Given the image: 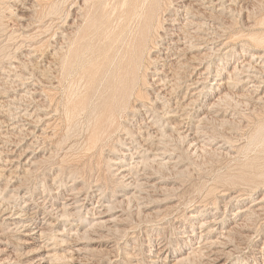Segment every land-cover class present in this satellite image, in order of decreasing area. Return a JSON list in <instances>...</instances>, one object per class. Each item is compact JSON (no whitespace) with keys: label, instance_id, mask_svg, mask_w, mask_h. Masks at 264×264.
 I'll list each match as a JSON object with an SVG mask.
<instances>
[{"label":"rangeland","instance_id":"374dc122","mask_svg":"<svg viewBox=\"0 0 264 264\" xmlns=\"http://www.w3.org/2000/svg\"><path fill=\"white\" fill-rule=\"evenodd\" d=\"M21 1L0 0V249L8 247L7 253L23 262L39 246L25 242V228L6 218L9 212L30 203L29 212L37 210L41 219L47 213L46 219L51 218L47 223L52 224L45 225L48 240L44 238L53 256L50 264H203L199 255L192 257V262H177L191 245L197 247L194 240L209 230L200 233L205 226L195 228L196 233L191 231L193 218L189 215L197 214V208L201 220L217 215L213 232L207 235L210 240H226L219 234L227 227L222 221L235 218V213L248 205L256 208L255 214L246 213L238 221L235 232L230 233L234 240L225 247L226 253H231H225L222 262L264 264V60L252 56L256 51L264 54V0ZM184 4L192 5L189 12L184 11ZM195 13L199 15L194 17ZM75 18H79L75 20L79 27ZM194 19L206 25L202 24L204 31L200 25L201 43L192 39L199 31L194 24L189 28V20ZM178 30L175 35H181L184 45L180 46L186 52L181 50L174 60L177 55L166 47L170 35ZM70 31L75 34L68 35ZM191 42L196 47L189 48ZM201 58L204 61L200 63ZM51 60L54 71L45 76ZM191 64H201L194 74ZM207 66L208 72L201 73ZM203 75L207 82L194 86L191 79ZM220 80H229L224 89L217 84ZM215 87L229 94L227 102L217 103V92L212 97ZM188 125L198 132L197 146L182 137ZM141 126L152 132L159 129V134L152 133L147 143H136ZM127 145L133 147L124 158ZM155 145L169 154L162 166L161 157L156 159L161 151L155 150ZM169 146L174 148L171 152ZM124 159L123 163H130V179L143 178L147 168L160 190L154 195L142 194L122 178L117 168L118 161ZM71 192L81 198L77 205L87 194L92 198L90 207L96 205L99 211L113 207L103 216L112 219L108 222L110 232L107 227H93V215L81 208L70 218H59V212L50 211L51 202L57 198L65 201ZM13 217L17 215L13 213ZM243 223L244 228L239 227ZM161 244L164 251L155 261L151 255ZM5 256L0 254V260Z\"/></svg>","mask_w":264,"mask_h":264},{"label":"bare ground","instance_id":"6f19581e","mask_svg":"<svg viewBox=\"0 0 264 264\" xmlns=\"http://www.w3.org/2000/svg\"><path fill=\"white\" fill-rule=\"evenodd\" d=\"M18 1H21V0H18ZM194 1V0H193ZM196 1V0H195ZM224 1V0H223ZM22 2V1H21ZM24 2H26V1H24ZM214 2V1H213ZM262 2V1H261ZM187 3V2H186ZM190 3V2H189ZM196 3V2H195ZM83 4V3H82ZM192 4V3H191ZM189 4L190 6H191V8H192V5H195V4ZM262 4H264L263 2H262ZM28 5V4H27ZM30 5H32L31 3H30ZM26 6V5H25ZM84 6V5H83ZM185 8H184V11H185V9L187 10V12H189V9H190V6H188V4L186 5V4H184L183 5ZM227 6V5H226ZM29 7V6H28ZM31 7V6H30ZM229 7V6H228ZM32 8V7H31ZM33 8H35V7H33ZM32 8V9H33ZM28 9V8H27ZM79 9V8H78ZM183 9V8H182ZM228 9V8H227ZM30 10V9H29ZM181 11V10H180ZM183 11V10H182ZM78 12V11H77ZM34 13V12H33ZM134 13H135V11H134ZM186 13V12H185ZM113 14V13H112ZM114 14H115V12H114ZM179 14H180V12H179ZM78 15H79V12H78ZM81 15V14H80ZM134 15V14H133ZM181 15V14H180ZM193 16L194 15H197V13H195V14H192ZM192 15H191V17H192ZM199 15V14H198ZM197 15V16H198ZM76 16H77V14H76ZM32 17H33V15H32ZM79 17V16H78ZM186 17V16H185ZM189 17V16H188ZM195 17V16H194ZM217 17V16H216ZM81 18V17H80ZM198 18V17H197ZM76 19H79V18H75L74 19V21L76 20ZM184 19V18H183ZM182 19V20H183ZM186 20V19H185ZM185 20L183 21V22H185ZM188 20V19H187ZM187 20H186V22H187ZM197 20V19H196ZM71 21V20H70ZM176 21V20H175ZM178 21V20H177ZM176 21V22H177ZM190 21V27L189 28H192L191 27V24L193 25L194 24V26L196 27V29L197 30H199L200 29V25L202 26V24H204V23H199V22H196L195 21V19L194 20H189ZM218 21V20H217ZM73 22V21H72ZM179 22V21H178ZM181 22V21H180ZM182 22V23H183ZM202 22H204V21H202ZM215 22H216V20H215ZM32 23V22H31ZM75 23L77 24V22L75 21ZM82 23V22H81ZM181 23V24H182ZM78 24H80V23H78ZM77 24V25H78ZM181 24L179 25L181 28H182V26H181ZM183 24H186V23H183ZM177 25V24H176ZM188 25V24H187ZM188 25V26H189ZM205 25V24H204ZM203 25V26H204ZM69 26V25H68ZM71 26V25H70ZM184 27H185V30L184 29H182V30H184V31H186V28H187V26L186 25H183ZM193 26V27H194ZM203 26H202V29H200L201 31H204L203 30ZM206 26V25H205ZM212 26V25H211ZM78 27H79V25H78ZM77 28V27H76ZM75 28V29H76ZM177 28V27H176ZM179 28V27H178ZM65 29V28H64ZM68 28H66V30H67ZM70 29H71V27H70ZM69 29V30H70ZM204 29H206V28H204ZM68 30V31H69ZM168 30V29H167ZM181 30V29H180ZM189 30V29H188ZM193 30V29H192ZM195 30V29H194ZM193 30V31H194ZM197 31L198 32V34H196V35H194L193 33V38L192 39H196L197 41L196 42H198V43H201L202 41H203V37H201L200 35L201 34H199L201 31ZM64 31V30H63ZM67 31V32H68ZM174 31V30H173ZM172 31V32H173ZM190 31V30H189ZM189 31H186V32H188L189 33ZM66 32V33H67ZM154 32V31H153ZM182 32V31H181ZM192 32V31H191ZM74 32H71L70 31V34H68V35H71L72 36V34H73ZM170 33V32H169ZM187 33V34H188ZM75 34V33H74ZM171 34V33H170ZM175 34H178L179 35V30H178V33H174V34H171L170 36H172V38L170 39L171 40V43H170V45L169 46H167L166 48L167 49H169V50H172L173 52H175L174 54H175V56L177 55V57H175V58H173L174 60L176 59V58H179V55H181V54H179V52H181V50H184L185 52H186V48L185 49H182L181 48V44L182 45H184L183 44V40H182V38H180L181 37V35H180V37H178V35H175ZM181 34V33H180ZM190 36H191V34H189ZM202 35H203V32H202ZM188 36V35H187ZM207 36V35H206ZM173 37H175V38H173ZM177 37V38H176ZM182 37H183V33H182ZM185 37V36H184ZM61 38H63V37H61ZM164 38V37H163ZM191 38V37H190ZM207 38V37H206ZM205 38V39H206ZM165 39V38H164ZM194 39V40H195ZM212 39V38H211ZM57 40H58V38H57ZM184 40H186V38L184 39ZM187 40H188V37H187ZM190 40V39H189ZM189 40H188V42H189ZM194 40H191V41H194ZM64 41V40H63ZM58 42H60V43H58V44H61V41H60V39H59V41ZM67 42V41H66ZM187 42V41H186ZM187 42V43H188ZM64 42H62V44H63ZM190 43V42H189ZM196 44V43H195ZM53 45H55V44H53ZM67 45V44H66ZM150 45H151V43H150ZM174 45H176V47L174 46ZM187 44H185V46H186ZM190 45V46H189ZM188 45V47L190 48H193L195 45H194V43L193 42H191V44H189ZM199 46H200V44H198ZM22 46V45H21ZM199 46H197V47H199ZM20 47V46H19ZM187 47V46H186ZM196 47V46H195ZM66 48V47H65ZM184 48V47H183ZM173 49H176V51H174ZM197 49V48H196ZM187 50H188V48H187ZM191 50V49H190ZM183 51V52H184ZM189 51V50H188ZM193 51V50H192ZM200 51V50H199ZM184 52V53H185ZM191 52V51H190ZM207 52V51H206ZM49 53V52H48ZM182 53V52H181ZM194 53V52H193ZM167 54V53H166ZM169 54V53H168ZM204 54V53H203ZM29 55V54H28ZM52 55V54H51ZM53 55H55V53L53 54ZM172 55V54H171ZM184 55V54H183ZM194 55V54H193ZM197 55H198V52H197ZM33 56V55H32ZM202 56V55H201ZM200 56V57H201ZM252 56L255 58V59H257V60H261V62L264 60V54L263 53H261V52H258V51H256V52H254V53H252ZM56 57V56H55ZM183 57V56H182ZM184 57H186V56H184ZM197 57V56H196ZM31 58V57H30ZM34 58V57H33ZM170 58H171V56H170ZM194 58V57H193ZM199 58V57H198ZM204 58V57H203ZM203 58H201L202 60H200V63H201V61H204L203 60ZM26 59V58H25ZM28 59H29V57H28ZM190 59V58H189ZM189 59H186L187 61L189 60ZM21 60V59H20ZM30 60V59H29ZM29 60H27V61H29ZM33 60V59H32ZM37 60V59H36ZM177 60V59H176ZM195 60V59H194ZM207 60V59H206ZM25 61V60H24ZM40 61V60H39ZM30 62V61H29ZM51 62V65H49L47 68H46V71L44 72V74H45V76L47 75V74H51L54 70H53V67H54V65H53V67H52V60L50 61ZM54 62V61H53ZM57 62V61H56ZM181 62V61H180ZM189 62V61H188ZM191 62H193V60L191 61ZM195 62H198V61H196L195 60ZM259 62V61H258ZM27 63V62H26ZM31 63V62H30ZM203 63V62H202ZM247 63V62H246ZM257 63V62H256ZM32 64V63H31ZM36 64V63H35ZM37 64H39L38 62H37ZM180 65V63H177V65ZM186 64H188V63H186ZM197 64V63H196ZM245 64V63H244ZM248 65H250V64H252L251 62L249 63H247ZM27 65V64H26ZM43 65V64H42ZM45 65V64H44ZM192 65V64H191ZM200 65L201 64H198V65H196V66H191L192 68H193V70H192V72H193V74L194 73H196V71L200 68ZM247 65V66H248ZM256 65V64H255ZM28 66V65H27ZM33 67L32 68H34L35 66L34 65H32ZM189 66V65H188ZM187 66V67H188ZM243 66H245L246 67V65H243ZM251 66V65H250ZM261 66H262V71L264 70V64L262 65L261 64ZM19 67V66H18ZM43 67V66H42ZM178 67V66H177ZM180 67V66H179ZM236 67V66H235ZM15 68V67H14ZM20 68V67H19ZM238 68V67H237ZM250 68V67H249ZM256 68V67H255ZM35 69H37V68H35ZM43 69V68H42ZM241 70H243L244 68H240ZM239 69V70H240ZM253 69V68H252ZM19 70V69H18ZM34 70V69H33ZM39 70V69H38ZM57 70V69H56ZM176 70H177V68H176ZM208 70V66L206 67V69H204V71H202L201 73H206V72H208L207 71ZM244 70H246V69H244ZM261 70H260V72H261ZM12 71V70H11ZM40 71V70H39ZM234 71V70H233ZM41 72H43V71H41ZM57 72V71H56ZM237 72H239V71H237ZM259 72V73H260ZM18 73H19V71H18ZM22 73H24V72H22ZM21 73V74H22ZM233 73V72H232ZM263 73V72H262ZM261 73V74H262ZM35 74V73H34ZM41 74V73H40ZM44 74H42V75H44ZM192 74V75H193ZM17 75V74H16ZM38 75V74H37ZM53 75H55V74H53ZM264 75V74H263ZM26 76V75H25ZM189 76V75H188ZM257 76V75H256ZM38 77V76H37ZM50 77H52V76H50ZM171 77V76H170ZM195 77V76H194ZM209 77V76H208ZM250 77V76H249ZM54 78V77H53ZM162 78H165V77H162ZM191 78V77H190ZM230 78V77H229ZM240 78V77H239ZM248 78V77H247ZM262 78V77H261ZM52 79V78H51ZM166 79V78H165ZM170 79H173V78H170ZM189 79V78H188ZM228 79V78H227ZM41 80H43V83H44V81H45V79H41ZM179 80V79H178ZM192 81H193V85L194 84H198L199 86L200 85H202V84H204L205 83V80H206V82H207V78L203 75V76H201V77H198V78H194V79H191ZM231 80V79H230ZM54 81V80H53ZM191 81V82H192ZM263 81V80H262ZM47 82V81H46ZM45 82V83H46ZM52 82V81H51ZM164 82V81H163ZM166 82H167V80H166ZM190 82V84L189 85H191L192 83ZM243 82V81H242ZM161 84H163L162 82H160ZM177 83V82H176ZM229 83V80H220L219 82H217V84H219V85H222V88L224 89V85H226V84H228ZM167 84H168V82H167ZM166 84V85H167ZM169 84H170V82H169ZM46 85V84H45ZM47 85H48V83H47ZM54 85V84H53ZM159 85V84H158ZM170 85H172V84H170ZM192 85V86H193ZM26 86V85H25ZM32 86V85H31ZM50 86V85H49ZM56 86H57V84H56ZM164 86V85H163ZM195 86V85H194ZM218 86V85H217ZM172 87V86H171ZM227 87V86H226ZM27 88V87H26ZM29 88V87H28ZM36 88V87H35ZM38 88V87H37ZM191 88V87H190ZM222 88H217V87H215V89H214V93L212 94V97L214 96V94L217 92V103H219L218 101H221L222 102V100L224 99V101H226L227 100V98H228V96H229V94L225 91V90H223ZM164 89H165V87H164ZM226 89V88H225ZM28 90H30V89H28ZM37 90H39V89H37ZM68 91V90H67ZM43 92V91H42ZM42 92H40V93H42ZM71 92V91H70ZM73 92V91H72ZM230 92V91H229ZM257 92V91H256ZM259 92V91H258ZM257 92V93H258ZM27 93V92H26ZM35 93V92H34ZM159 93V92H158ZM194 93V92H193ZM31 94V93H30ZM43 94V93H42ZM42 94H40L41 96H42ZM198 94H199V92H198ZM158 95V94H157ZM190 95H191V93H190ZM194 95H196V92L194 93ZM201 95V94H200ZM19 96V95H18ZM40 96V97H41ZM163 96V95H162ZM165 96V95H164ZM199 96V95H198ZM264 96V95H263ZM15 97V96H14ZM13 97V98H14ZM22 97V96H21ZM25 97V96H24ZM157 97V96H156ZM201 97V96H200ZM33 98V97H32ZM160 98H162L161 96H160ZM187 98V97H186ZM199 98V97H198ZM10 99V98H9ZM16 99V98H15ZM21 99V98H20ZM30 99V98H29ZM154 99V98H153ZM230 99V98H229ZM155 100V99H154ZM157 100V99H156ZM159 100V99H158ZM165 100V99H164ZM197 99H195L194 101H196ZM3 101V100H2ZM7 101V100H6ZM37 101V100H36ZM35 101V102H36ZM45 101H47V99H45ZM44 101V104L45 103H47V102H45ZM193 101V100H192ZM191 101V102H192ZM198 101V100H197ZM223 101V102H224ZM257 101V100H256ZM12 102V101H11ZM20 102H22V101H20ZM25 103H29V102H26V101H24ZM34 102V103H35ZM40 102V101H39ZM84 102V101H83ZM153 102V101H152ZM159 102H160V100H159ZM162 102V101H161ZM190 102V101H189ZM216 102V101H215ZM227 102V101H226ZM4 103V102H3ZM38 103V102H37ZM43 103V102H42ZM164 103V102H163ZM195 103H197V102H195ZM217 103L215 104V103H213L215 106L217 105ZM19 104V103H18ZM185 104V103H184ZM193 104V103H192ZM204 104V103H203ZM20 105V104H19ZM22 105V104H21ZM23 105H25V104H23ZM40 105V104H39ZM212 105V104H211ZM214 105H212L211 107H213ZM220 105V104H219ZM3 106V105H2ZM33 106V105H32ZM37 106V105H36ZM44 106V105H43ZM186 106H189V105H186L185 104V107ZM204 106H205V104H204ZM23 107V106H22ZM21 107V108H22ZM45 107H47V106H45ZM45 107H42V108H45ZM143 107V106H142ZM161 107V106H160ZM159 107V108H160ZM18 109H19V107H17ZM41 108V109H42ZM138 108V107H137ZM188 108V107H187ZM210 108V107H209ZM215 108V107H214ZM28 109H30V108H28ZM37 109V108H36ZM47 109V108H46ZM142 109V108H141ZM140 109V110H141ZM183 109V108H182ZM201 109V108H200ZM13 110H16L15 108L13 109ZM31 110V109H30ZM48 110V109H47ZM137 110V109H136ZM142 110H144V109H142ZM177 110V109H176ZM201 110H203V109H201ZM214 110V109H213ZM45 111V110H44ZM183 111V110H182ZM37 112H39V111H37ZM141 112V111H140ZM146 112H147V110H146ZM184 112V111H183ZM207 112H210V111H208V109H207ZM33 113V112H32ZM46 113V112H45ZM143 113V112H142ZM170 113V112H169ZM182 113V112H181ZM186 113H189V112H186ZM185 113V114H186ZM197 113V112H196ZM212 113V112H211ZM144 114V113H143ZM198 114H202V112L201 113H198ZM197 114V115H198ZM207 114V113H206ZM219 114V113H218ZM225 114V113H224ZM37 115V114H36ZM142 115V114H141ZM155 115V114H154ZM27 116V115H26ZM184 116V115H183ZM210 116V115H209ZM21 117H22V115H21ZM45 117H46V115H45ZM148 116H146V118H147ZM152 117V116H151ZM190 117V116H189ZM188 117V118H189ZM203 117V116H202ZM201 117V118H202ZM206 117V116H205ZM208 117V116H207ZM24 118V117H23ZM141 118H144V116L143 117H141ZM33 119V118H32ZM36 119V118H35ZM151 119V118H150ZM197 119V118H196ZM200 119V118H199ZM198 119V120H199ZM209 119V118H208ZM20 120V119H19ZM25 120V119H24ZM28 120V119H27ZM194 120V119H193ZM32 121V120H31ZM158 121V120H157ZM182 121V120H181ZM185 121H186V119H185ZM30 122V121H29ZM34 123H35V121H33ZM32 122V123H33ZM40 122V121H39ZM194 122V121H193ZM234 122V121H233ZM158 123V122H157ZM169 123H171V122H169ZM182 123H183V121H182ZM190 123V122H189ZM19 124V123H18ZM21 125H22V123H20ZM139 124V123H138ZM141 124V123H140ZM150 125H153V124H151V122L149 123ZM17 125V124H16ZM26 125V124H25ZM24 125V126H25ZM29 125V124H28ZM36 125H38V124H36ZM155 125H156V123H155ZM154 125V126H155ZM168 125V124H167ZM170 125V124H169ZM187 125V124H186ZM140 126V125H139ZM145 126V125H144ZM144 126H141L139 129H138V133H139V136L141 137V138H139V136L137 137V139L139 138V140L137 141V140H135L134 142H136V143H140V142H144V143H147V142H149L148 141V139L150 138V137H153L154 136V134H152V133H157L156 131H158L159 129H155L154 130V132H152V131H150V129H146V127H144ZM157 126V125H156ZM175 126V125H174ZM180 126V125H179ZM200 126V125H199ZM205 126V125H204ZM29 127V126H28ZM134 127H136V126H134ZM187 128H185L182 132L185 134L184 136L182 135V137H184L185 139L186 138H189L190 139V142L191 143H195L196 144V146L198 145V138H197V133L198 132H196L195 133V131H196V129H195V131H193V127L191 126V125H188V126H186ZM136 128H138V127H136ZM152 128V127H151ZM156 128V127H155ZM159 128V127H158ZM161 128V127H160ZM182 128V127H181ZM200 128V127H199ZM25 129V128H24ZM30 129V128H29ZM126 129V128H125ZM153 129V128H152ZM20 130H22V129H20ZM166 130V129H165ZM30 131V130H29ZM169 131V130H168ZM31 132H33V131H31ZM172 132H173V130H172ZM205 132H206V130H205ZM30 133V132H29ZM36 133V132H35ZM137 133V134H138ZM179 133H180V131H179ZM182 133V134H183ZM135 134V133H134ZM158 134H159V131H158ZM169 134V133H168ZM177 134V133H176ZM200 134H201V130H200ZM203 134H205L204 132H203ZM208 134V133H207ZM220 134V133H219ZM28 135V134H27ZM170 135V134H169ZM172 135V134H171ZM216 135V134H215ZM134 136V135H133ZM155 136H157V135H155ZM159 136H161V134L159 135ZM200 136V135H199ZM203 136V135H202ZM205 136V135H204ZM135 137H136V135H135ZM168 137V136H167ZM173 136H171V138H172ZM206 137V136H205ZM157 138H159V137H157ZM164 138H165V136H164ZM163 138V139H164ZM173 139V138H172ZM178 139V138H177ZM200 139V138H199ZM216 139V138H215ZM220 139V138H219ZM40 140V139H39ZM169 140V139H168ZM204 140H206V139H204ZM127 141V140H126ZM125 141V142H126ZM156 141H158V140H156ZM163 141H165V140H163ZM163 141H162V143H163ZM170 141V140H169ZM168 141V142H169ZM176 141V140H175ZM178 141H179V139H178ZM208 141V140H207ZM129 142V141H128ZM171 142V141H170ZM204 142H206V141H204ZM214 142V141H213ZM32 143V142H31ZM167 143V142H166ZM175 142H173V144H174ZM209 143V142H208ZM30 144V143H29ZM28 144V145H29ZM33 144V143H32ZM142 144V143H141ZM140 144V145H141ZM156 144V143H155ZM168 144V143H167ZM170 144H172V143H170ZM206 144V143H205ZM27 145V146H28ZM55 145V144H54ZM139 145V144H138ZM157 145H159L158 143H157ZM200 145H201V143H200ZM212 145V144H211ZM17 146V145H16ZM33 146V145H32ZM126 146V145H125ZM128 146V145H127ZM142 146V145H141ZM144 146V145H143ZM152 146V145H151ZM161 146H162V144H161ZM164 146L166 147V145L164 144ZM163 146V147H164ZM172 146V145H171ZM188 146H189V144H188ZM195 146V145H194ZM202 146V145H201ZM205 146V145H204ZM19 147V146H18ZM130 147V148H129ZM133 147V146H132ZM132 147L131 146H128V150H124L123 151V155L122 156H124V158L129 154V149H132ZM140 147V146H139ZM148 147H149V145H148ZM176 147V146H175ZM200 147V146H199ZM198 147V148H199ZM206 148L208 147V146H205ZM155 148H156V145H155ZM173 148V147H172ZM171 148V149H172ZM194 148V147H193ZM197 148V149H198ZM26 149V148H25ZM152 149H153V147H152ZM151 149V150H152ZM170 149V146H169V150H170V152L172 151ZM174 149V148H173ZM176 149V148H175ZM196 149V148H195ZM209 149V148H208ZM32 150V149H31ZM51 150V149H50ZM137 150L138 149H136V152H137ZM141 150V149H140ZM143 150V149H142ZM150 150V149H149ZM155 150H158V151H161L160 153H157V156H156V159H158V157L160 156L161 158L159 159V164H160V166H162V164L163 163H167L166 162V157H167V155H169V154H167V152H163L164 150H166V149H164V150H161V148L160 147H158V148H156ZM189 149H187V151H188ZM200 150V149H199ZM210 150V149H209ZM215 150H216V148H215ZM15 151V150H14ZM13 151V152H14ZM27 151H28V149H27ZM27 151H25V152H27ZM36 151V150H35ZM38 151V150H37ZM167 151V150H166ZM191 151V150H190ZM202 151V150H201ZM212 151H214V150H212ZM211 151V152H212ZM23 152V151H22ZM155 152V151H154ZM174 152V151H173ZM172 152V153H173ZM206 152V151H205ZM210 152V151H209ZM218 153H219V151H217ZM169 153V152H168ZM190 153V152H189ZM217 153V154H218ZM25 154V153H24ZM132 154H133V152H132ZM143 154H144V152H143ZM171 154V153H170ZM212 154V153H211ZM224 154V153H223ZM39 155V154H38ZM44 155V154H43ZM131 155V154H130ZM139 155V154H138ZM177 155V154H176ZM20 156V155H19ZM132 156V155H131ZM175 156V155H174ZM23 157V156H22ZM146 157V156H145ZM170 157V156H169ZM168 157V158H169ZM9 158V157H8ZM20 158V157H19ZM49 158V157H48ZM120 158V157H119ZM129 158V157H128ZM135 158V157H134ZM141 158V157H140ZM15 159V158H14ZM17 159V158H16ZM4 160V159H3ZM36 160V159H35ZM168 160V159H167ZM178 160V159H177ZM177 160H175L176 162H177ZM13 161V160H12ZM20 161V160H19ZM115 161V160H114ZM120 161V162H119ZM118 161V163H119V167L117 168L116 166V168L118 169V171H120V175H121V177L122 178H126L127 180H129V184H131V185H135V186H137L138 187V190H139V192L140 193H147V194H149V195H152L153 194V192H157V190H160V186L157 184V182H155V180H154V177H153V175L151 174V173H149V171L147 172L146 170H147V168H146V170L144 171V173H143V178H138L139 180L137 181V180H135L134 178L133 179H130V178H132V176H130V171H129V162H127V163H123L124 161H126V159H124V160H119ZM133 161V160H132ZM134 161H136V160H134ZM138 161H139V159H138ZM157 161V160H156ZM10 162V161H9ZM18 162V161H17ZM29 162V161H28ZM36 162V161H35ZM174 162V161H173ZM12 163V162H11ZM136 163V162H135ZM157 163V162H156ZM171 163V162H170ZM9 164V163H8ZM7 164V165H8ZM149 164V163H148ZM152 164V163H151ZM150 164V165H151ZM159 164H158V166H159ZM168 164H169V162H168ZM168 164H167V166H168ZM15 165V164H14ZM116 165H118V164H116ZM147 165V164H146ZM153 165V164H152ZM13 166V165H12ZM134 166V165H133ZM164 166V165H163ZM170 166V165H169ZM17 167V166H16ZM111 167V166H110ZM180 167V166H179ZM27 168V167H26ZM112 168V167H111ZM157 168H159V167H157ZM166 167L164 166L163 167V169H165ZM170 168V167H169ZM172 168H173V166H172ZM172 168H170L171 170H172ZM175 168V167H174ZM17 169H18V167H17ZM168 169V168H167ZM115 170V169H114ZM156 170V169H155ZM161 170V169H160ZM159 170V171H160ZM15 171V170H14ZM22 171V170H21ZM27 171V170H26ZM180 171V170H179ZM141 172V171H140ZM161 172V171H160ZM14 173V172H13ZM20 173V172H19ZM27 173V172H26ZM59 174V173H58ZM119 176V175H118ZM142 176V175H141ZM157 176V175H156ZM160 176V175H159ZM10 177H11V175H10ZM139 177V176H138ZM159 178V177H158ZM9 179V178H8ZM51 179H53V178H51ZM156 179V178H155ZM126 180V181H127ZM160 180H162V179H160ZM164 180V179H163ZM166 180V179H165ZM159 182V181H158ZM162 183V182H161ZM160 183V184H161ZM9 184V183H8ZM59 184V183H58ZM51 185V184H50ZM22 186V185H21ZM20 186V187H21ZM53 186V185H52ZM64 186V185H63ZM24 187V186H23ZM133 187V186H132ZM15 188H17L16 186H15ZM52 188V187H51ZM71 188V187H70ZM129 188V187H128ZM165 188V187H164ZM49 189V188H48ZM50 190H52V189H50ZM80 189H78V191H79ZM82 190V189H81ZM84 190V189H83ZM82 190V191H83ZM120 190V189H119ZM24 192V191H23ZM94 192V191H93ZM125 192V191H124ZM128 192V191H127ZM62 193V192H61ZM130 193H132V192H130ZM161 193V192H160ZM11 194V193H10ZM85 194V193H84ZM93 194V193H92ZM123 194V193H122ZM23 195V194H22ZM98 195V194H97ZM149 195L146 197V198H148L149 197ZM154 195V194H153ZM156 195H157V193H156ZM9 196H11V195H9ZM81 196V195H80ZM83 196V195H82ZM93 196V195H92ZM99 196V195H98ZM101 196V195H100ZM141 195H139V197H140ZM46 197V196H45ZM48 197V196H47ZM54 197V196H53ZM59 197V196H58ZM90 197V196H89ZM120 197V196H119ZM142 197V196H141ZM151 197V196H150ZM153 197V196H152ZM152 197H151V199H152ZM226 197V196H225ZM32 198V197H31ZM40 198V197H39ZM66 199H65V201L63 202H59L60 200L57 198V200L56 201H53V202H51L50 203V205H49V208H50V211L51 212H59L60 214V216H59V218L60 217H62V216H64V217H69L70 218V216H72V215H75L77 212H79V211H81V210H85L86 211V213H90V214H92L93 216H92V220L90 221V223H91V225L93 226V227H97V228H108V227H111V226H108V222H111L110 220H112V219H109V220H107V219H103V216L105 215V214H107L106 212L107 211H110L111 209H113V207L112 206H107L106 207V210L105 211H99V210H97V208L94 206V207H90V205L92 204V202L90 201L91 199L90 198H88V196H87V194H86V196L84 197V201H83V203H81L80 205H77L79 202H80V200H81V198L79 199V196L77 195V193H73V192H71L70 193V195L69 196H67V197H65ZM101 198V197H100ZM108 198H109V196H108ZM125 198V197H124ZM138 198V197H137ZM229 198V197H228ZM44 199V198H43ZM105 199V198H104ZM113 199V198H112ZM132 199V198H131ZM139 199V198H138ZM138 199H137V201H138ZM249 199V198H248ZM21 200H22V198H21ZM35 200H37V199H35ZM40 200V199H39ZM50 200V199H49ZM53 200V199H52ZM59 200V201H58ZM127 199L125 198V201H126ZM133 200V199H132ZM162 200V199H161ZM229 200V199H228ZM227 200V201H228ZM254 200V199H253ZM42 201V200H41ZM45 201V200H44ZM43 201V202H44ZM121 201H123V200H121ZM120 201V202H121ZM136 201V200H135ZM135 201H133L134 203H135ZM144 201V200H143ZM155 201H156V199H155ZM221 201V200H220ZM58 202V203H57ZM106 202V201H105ZM124 202V201H123ZM127 202V201H126ZM128 202H130L129 201V199H128ZM132 202V203H133ZM250 202H251V200H250ZM255 202V201H254ZM263 202V201H262ZM20 203V202H19ZM18 203V204H19ZM25 203L27 204L28 203V201L25 199ZM39 203H40V201H39ZM101 203V202H100ZM100 203H99V205H100ZM108 203V202H107ZM139 203V202H138ZM226 203V202H225ZM5 204V203H4ZM8 204V203H7ZM11 204H12V202H11ZM30 203H28L27 205H29ZM44 204V203H43ZM42 204V205H43ZM98 204V203H97ZM101 204H103V203H101ZM128 204V203H127ZM231 204V203H230ZM252 204V203H251ZM254 204V203H253ZM27 205H24V207H22V208H20L17 212H13V211H11V212H9V215L6 217L9 221H10V219H12V221H14L12 224H20V225H22L24 228H25V237L26 238H23L24 240H25V242H28L29 244L30 243H38L39 244V246L36 248V250L34 251V253L32 254V256L31 257H29L26 261H23V262H18V261H16L14 258H13V255L11 254V253H7V248L8 247H3V248H1L0 249V254H4V255H6L3 259H2V263L3 264H50V260L51 259H53V258H51V256H52V253L50 252V249H47L48 248V244H46V241H45V239L46 240H48L47 238V233H49V231L46 233V228L48 227H46L45 225L46 224H52V222H50V223H47L51 218H49V219H46L47 218V216L49 217V214L47 213V215L46 216H44V217H42V219L39 217V215L37 214V210H35V211H33V212H29V210H28V206ZM32 205V204H31ZM135 205H136V203H135ZM263 205V204H262ZM7 206V205H6ZM5 206V207H6ZM22 206V205H21ZM47 206H48V204H47ZM101 206V205H100ZM145 206V205H144ZM227 206V205H226ZM230 206V205H229ZM1 207V206H0ZM103 207V206H102ZM117 207V206H116ZM198 207V206H197ZM244 207V206H243ZM252 207H253V205H252ZM8 208H10L9 206H8ZM14 208V207H13ZM48 208V209H49ZM79 208H81V210H79ZM105 208V207H104ZM226 208V207H225ZM245 209L244 210H241V211H239L238 209V211L235 213L236 214V217L235 218H226L224 221H222V223H223V225H225L226 224V226L228 227H224V228H226V231H223L222 229V231H219L220 233V235H222V236H224L225 237V239L226 240H219V239H215V240H210L211 239V237H210V235H207L208 234V232L211 234V231L213 230H211V227L214 225L212 222H216L217 221V215H212V216H210L211 217V219L210 220H208V218L206 219H203V220H201V219H199V217H200V215H199V209L197 208L196 209V211L194 210V212H197V214H195V213H192V214H190L189 216L191 217V218H193V219H191V224H192V230L191 231H193V232H195L196 233V230H195V228H203V227H205V229H203V230H201L200 231V233H203V231H204V233H205V230L206 229H209L208 230V232H206L207 234L206 235H203V234H201V236L199 237L200 239H198V240H194V242H196V243H198V246L196 247V246H194V245H191V247H189V245H188V251H186V249H185V254H184V256H181V258L179 257V259L177 260V262L178 263H187V262H189V261H191L192 262V257H194V256H196V255H199L203 260V264H224V262H222L224 259V254L226 253V249H225V247H227V246H229L230 245V242L232 243L233 242V240L234 239H232V237L233 236H231L230 235V233L231 232H233L234 230V228L235 227H237L238 226V224H239V220L242 218V216H244V214H253L254 212H255V209L256 208H250L248 205L247 206H245L244 207ZM260 208V207H259ZM259 208H257V209H259ZM17 209V208H16ZM227 209V208H226ZM240 209V208H239ZM262 209V208H261ZM100 210H102V209H100ZM223 210V209H222ZM84 211V212H85ZM117 211V210H116ZM13 213H14V215H17V217H13ZM40 213V212H39ZM50 213V212H49ZM51 214V213H50ZM201 214V213H200ZM204 214H206V212H204ZM208 214V213H207ZM217 214V213H216ZM224 214L226 215V210H224ZM246 214V215H247ZM255 214V213H254ZM45 215V214H44ZM229 215V214H228ZM248 215V216H249ZM257 215H258V213H257ZM248 216H246V217H248ZM251 216H253V215H251ZM51 217V216H50ZM75 217V216H74ZM245 217V216H244ZM225 218V217H224ZM84 219V218H83ZM90 220V219H89ZM28 221V222H27ZM41 221H44V222H41ZM189 221V220H188ZM219 221V220H218ZM120 222V221H119ZM118 222V223H119ZM43 223V224H42ZM73 224V223H72ZM83 224V223H82ZM120 224V223H119ZM190 224V225H191ZM213 224V225H212ZM230 224H232L231 226H230ZM242 224V223H241ZM241 224L239 225V227H241V228H244V223H243V227L241 226ZM49 225V226H50ZM78 225V224H77ZM79 226L80 225H78V227L77 228H79ZM52 227V226H51ZM187 227V226H186ZM74 228V227H73ZM106 228V229H107ZM118 228V227H117ZM214 228V227H213ZM67 229V228H66ZM110 228H108V230H109ZM118 229H120V228H118ZM70 230V229H69ZM72 230V229H71ZM114 229H112V231H113ZM124 230V229H123ZM53 232V231H52ZM109 232H110V230H109ZM122 232H124V231H122ZM213 232V231H212ZM235 232V231H234ZM62 233H63V231H62ZM192 233V232H191ZM195 233H194V235H195ZM54 234V233H53ZM52 234V235H53ZM246 235H249V234H246ZM254 236V235H253ZM51 237V236H50ZM204 237V239H202ZM250 237V236H249ZM45 238V239H44ZM53 238H54V235H53ZM22 239V240H23ZM224 239V238H223ZM3 239H0V244L1 243H3V241H2ZM66 240V239H65ZM64 240V241H65ZM191 240H193V239H191ZM190 240V241H191ZM67 241H68V239H67ZM156 241V240H155ZM69 242V241H68ZM188 242V241H187ZM48 243V242H47ZM156 245V244H155ZM152 246H153V244H152ZM163 245L161 244L160 246H158L159 248L158 249H156V252H154V251H152V252H154L153 253V255H151L154 259H156L155 261H157V258H159L160 257V254L162 253V251L161 250H163L164 251V249H160V247H162ZM156 247V246H155ZM170 247V246H169ZM173 247V246H172ZM218 247V248H217ZM220 247H222V248H220ZM154 248V247H153ZM166 248V247H165ZM171 248V247H170ZM175 248V247H174ZM181 248V247H180ZM184 249V248H183ZM205 249H207L206 250V252H204L205 251ZM154 250V249H153ZM230 251V250H229ZM228 251V252H229ZM70 252V251H69ZM228 252L226 253V254H228ZM28 253V252H27ZM177 253H182V252H177ZM231 253V251L229 252V254ZM14 254H15V252H14ZM178 255V254H177ZM181 255V254H180ZM227 256V255H226ZM226 256H225V258H226ZM53 257V256H52ZM59 257V256H58ZM64 257V256H63ZM199 257V258H200ZM2 258V257H1ZM0 258V259H1ZM198 258V257H197ZM176 259V258H175ZM196 259V258H195ZM151 261H153V259L151 260ZM196 261H197V259L194 261V263H196ZM154 262V261H153ZM247 262V261H246ZM201 263V262H200ZM164 264H166V263H164ZM202 264V263H201Z\"/></svg>","mask_w":264,"mask_h":264}]
</instances>
